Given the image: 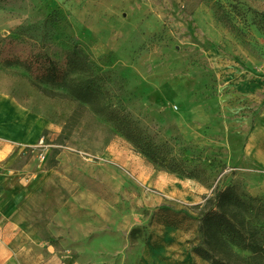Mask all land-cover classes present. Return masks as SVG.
<instances>
[{
    "label": "rangeland",
    "instance_id": "rangeland-1",
    "mask_svg": "<svg viewBox=\"0 0 264 264\" xmlns=\"http://www.w3.org/2000/svg\"><path fill=\"white\" fill-rule=\"evenodd\" d=\"M263 13L264 0H0V62L47 58L91 81L184 171L153 165L63 90L39 91L40 71L0 64V94L46 122L0 153V259L210 264L199 247L264 264ZM215 212L251 248L209 226Z\"/></svg>",
    "mask_w": 264,
    "mask_h": 264
},
{
    "label": "trees",
    "instance_id": "trees-1",
    "mask_svg": "<svg viewBox=\"0 0 264 264\" xmlns=\"http://www.w3.org/2000/svg\"><path fill=\"white\" fill-rule=\"evenodd\" d=\"M0 64L5 65V67L23 66V69L28 73L40 71L45 84H47V88H44L38 83L34 84L39 91L44 94H54L55 88L57 90H63L61 92L62 95L78 102L80 105L93 108L99 116L103 117L106 121H109L114 128L137 150V152L145 156L153 165L178 175L184 174L183 168L178 163L166 160L162 157L159 149L148 140V138L137 127L136 123L127 113L124 112L123 109L117 110L112 106L105 105V103L104 105H101L98 98L92 95L93 85H91V81L80 78H69V76L67 77L61 73V68H58L54 62L47 58L40 63L34 61V59L28 58L24 60H20L19 58L3 59ZM36 64H38L40 68H38ZM72 66L76 68H83L79 65ZM103 77V75H98L96 77L95 87L98 92L101 87L98 82H100ZM209 226H212L213 228L215 227L217 232H219L221 236H224L225 239L232 245L241 249L251 248V243L247 237L234 226V223L230 219L224 217L222 214L217 212L213 213ZM192 252L203 260H210V264H226L222 261L213 260L206 250L199 247L193 248Z\"/></svg>",
    "mask_w": 264,
    "mask_h": 264
},
{
    "label": "crops",
    "instance_id": "crops-1",
    "mask_svg": "<svg viewBox=\"0 0 264 264\" xmlns=\"http://www.w3.org/2000/svg\"><path fill=\"white\" fill-rule=\"evenodd\" d=\"M43 118L33 115L25 108L13 102L11 98L0 94V153L8 156L18 151L20 146L33 144L45 129ZM0 264H6L0 259Z\"/></svg>",
    "mask_w": 264,
    "mask_h": 264
}]
</instances>
